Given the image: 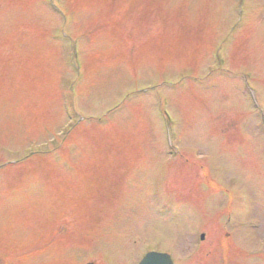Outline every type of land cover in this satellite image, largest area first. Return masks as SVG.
Returning a JSON list of instances; mask_svg holds the SVG:
<instances>
[{
    "label": "rangeland",
    "instance_id": "obj_1",
    "mask_svg": "<svg viewBox=\"0 0 264 264\" xmlns=\"http://www.w3.org/2000/svg\"><path fill=\"white\" fill-rule=\"evenodd\" d=\"M43 1L0 0V264H84L103 247L113 264L145 247L168 248L177 263L229 264L222 252L233 237L236 264H264V131L251 98L264 113V19L230 33L227 0H61L86 66L76 91L83 119L54 141L72 75ZM183 16L195 21L183 25ZM213 40L226 64L205 75ZM153 89L177 126V163L165 155ZM161 172L175 219L149 202ZM132 173L126 190L121 179ZM230 186L248 196L253 222L230 208Z\"/></svg>",
    "mask_w": 264,
    "mask_h": 264
}]
</instances>
